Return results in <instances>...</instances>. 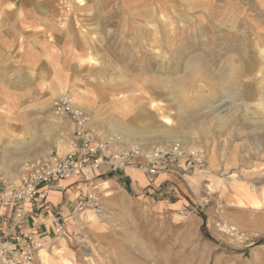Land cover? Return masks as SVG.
Wrapping results in <instances>:
<instances>
[{
	"label": "rangeland",
	"instance_id": "obj_1",
	"mask_svg": "<svg viewBox=\"0 0 264 264\" xmlns=\"http://www.w3.org/2000/svg\"><path fill=\"white\" fill-rule=\"evenodd\" d=\"M26 1L0 0V70L12 75L28 56L41 62L39 81L34 71L31 82L25 76L16 84L20 109L40 114L31 122L41 156L69 150L70 122L41 117L68 92L79 93L76 105L102 136L116 135L111 124L151 122L167 134L168 118L181 132L176 139L154 135L137 147L177 144L201 159L185 180L177 177L181 206L149 202L105 176L95 178L37 264H264V110L257 107L264 105V9L254 7L264 0H32L22 7ZM224 16L225 24L246 16L254 28L239 27L230 50L224 47L235 36L229 23H219ZM248 60L252 67L227 88L222 74L229 61ZM52 139L54 146L45 147ZM120 142L119 149L135 146Z\"/></svg>",
	"mask_w": 264,
	"mask_h": 264
},
{
	"label": "built area",
	"instance_id": "obj_2",
	"mask_svg": "<svg viewBox=\"0 0 264 264\" xmlns=\"http://www.w3.org/2000/svg\"><path fill=\"white\" fill-rule=\"evenodd\" d=\"M50 109L54 116L66 118L71 124L69 150L64 155L50 153L24 163L16 182L0 177V221L7 224V232L0 231V264H37L45 243L23 226L27 208L44 204L43 188L72 179L92 182L105 175L100 172L102 167L111 171L132 168L150 179L169 173L185 180L190 167L201 162L197 152L184 151L179 145L148 151L139 147L119 149L116 136H102L91 126L87 114L68 92L53 99ZM52 223L55 234H63L64 226L55 219Z\"/></svg>",
	"mask_w": 264,
	"mask_h": 264
},
{
	"label": "crops",
	"instance_id": "obj_3",
	"mask_svg": "<svg viewBox=\"0 0 264 264\" xmlns=\"http://www.w3.org/2000/svg\"><path fill=\"white\" fill-rule=\"evenodd\" d=\"M40 63L37 57L34 60L33 56H28L14 74H5L0 70V84L11 83L10 87L7 86L5 90L0 87V92L12 94L6 99L0 97V177L7 180L20 173L24 163L48 155L41 156L40 151L36 148L39 145V138L33 135L34 126L31 118L33 115L36 118L40 117L39 112L30 116L29 112L34 108L23 107L20 109L23 105V98L19 99L22 101L16 102V97L20 98L21 92H23L22 89L17 88L16 84L23 83L25 76L27 81L31 82V74L34 71L37 73L35 81H39ZM31 93L34 95V88L31 89ZM4 108L6 110H3ZM52 115L49 107V110L42 113L41 117ZM44 146L53 147L54 140L44 143ZM100 172L104 173L103 176L108 178L110 182L122 185L138 198L149 202L181 206L182 185L179 179L172 174L163 173L150 179L132 168L111 171L102 167ZM90 184V181L82 178L61 181L43 188L45 191L44 204L27 208L23 227L40 238L45 244L56 240L58 235L55 234L52 220L55 219L65 228ZM0 231L2 233L7 232L5 221H0Z\"/></svg>",
	"mask_w": 264,
	"mask_h": 264
},
{
	"label": "bare ground",
	"instance_id": "obj_4",
	"mask_svg": "<svg viewBox=\"0 0 264 264\" xmlns=\"http://www.w3.org/2000/svg\"><path fill=\"white\" fill-rule=\"evenodd\" d=\"M80 2H82L81 0H79ZM22 3V7L24 6V7H26V6H28V4H32L33 3V1L32 0H28V1H26V2H21ZM33 5H31V7H32ZM254 7H256L257 9H259V8H263L264 9V2H261V1H257L256 2V5H254ZM33 8V7H32ZM41 9V8H40ZM39 11V10H38ZM37 11V12H38ZM40 12V11H39ZM11 13H14V12H11ZM10 14V13H9ZM259 15H261L260 13H259ZM225 19H226V17L224 16V17H222L221 19H220V21H219V23H221V25H226L227 23H229V29H230V31H231V33H234V38H232V39H230V41L228 40V42L226 43V46L224 47L225 49H227V50H230V49H233L234 48V45H235V43H236V41H237V37H236V35H235V33L236 32H238L239 31V27L240 28H242L243 29V31H245V30H252V29H254L250 24H248V22H247V18H246V16H244L243 18H241V19H238L236 16H230L229 17V20L226 22V24H225ZM187 21V20H186ZM163 27V26H162ZM209 27V26H208ZM204 28V27H203ZM202 28V29H203ZM257 28V27H256ZM247 33V32H246ZM239 36V35H238ZM244 36V35H243ZM244 39V38H243ZM254 39V38H253ZM255 39H256V37H255ZM254 39V40H255ZM219 40V39H218ZM262 40V39H261ZM258 42V41H257ZM261 42V41H260ZM131 43V42H130ZM264 43V42H263ZM96 44V43H95ZM251 45V44H250ZM263 45V44H262ZM223 46V45H222ZM253 46V45H252ZM258 47V46H257ZM256 47V48H257ZM192 48V47H191ZM222 48V47H221ZM190 49V48H189ZM254 51H255V49H254ZM261 51H263L262 49H261ZM248 52V54L250 53L249 51H247ZM255 52H257V51H255ZM264 52V51H263ZM262 52V53H263ZM217 54V53H216ZM221 54V53H220ZM246 54V53H245ZM259 54V53H258ZM257 54V55H258ZM261 55V54H260ZM259 56V55H258ZM262 56V55H261ZM249 57V56H248ZM198 59V58H197ZM212 59H214V58H212ZM248 59V58H247ZM252 60V59H251ZM251 60H250V62H249V60L248 61H244V63H242V65H240V66H235V65H233V63L232 62H230L229 61V63L227 64V69H226V71L222 74V75H224V74H226L227 73V75L224 77L225 78V85L227 86V88H231L232 86H234V85H237L236 83H237V81H236V79H237V77H239L240 75H241V73L243 74V73H245V72H247V70L249 69V68H251L252 67V62H251ZM90 62L91 63H93L94 62V60L93 59H90ZM181 63V62H180ZM221 64V63H220ZM180 66V65H179ZM203 65L202 64H198L197 65V68H200V67H202ZM219 66V65H218ZM135 67V66H134ZM147 67V66H146ZM186 67V66H185ZM188 67V66H187ZM192 67V66H191ZM214 67V66H213ZM257 67H259V66H257ZM261 67V66H260ZM196 68V69H197ZM179 69V68H178ZM208 69V68H207ZM102 70V69H101ZM99 71V70H98ZM197 72H199L200 71V69H197L196 70ZM251 71V70H250ZM246 74V73H245ZM248 74V73H247ZM250 74V73H249ZM248 74V75H249ZM169 75V74H168ZM211 76V75H210ZM2 77V76H1ZM219 79V78H218ZM170 81V80H169ZM242 81V80H241ZM164 85H167V82L166 83H164ZM248 85V84H247ZM192 87V86H191ZM216 87V86H215ZM223 87V86H222ZM248 87V86H247ZM233 88V87H232ZM253 88V87H252ZM254 89V88H253ZM263 89V88H262ZM244 90V89H243ZM247 90V89H246ZM212 91V90H211ZM221 91V90H220ZM238 91V90H237ZM253 91L254 90H252L251 88L249 89V90H247V92H248V95H251L252 94V96H250V97H253ZM214 92V91H213ZM50 93L54 96V97H57V96H59L60 94H59V92H56L55 90H53L52 88H51V90H50ZM65 93V92H64ZM240 93V92H239ZM256 93V92H255ZM227 94H229V93H227ZM227 94H225L226 96H227ZM76 96H74L73 97V95H72V97H73V101H74V103L75 104H77V103H79L80 104V99H79V93H76L75 94ZM255 96V95H254ZM165 97V96H164ZM168 97V96H167ZM232 97H233V95H232ZM248 97V96H247ZM228 98V97H227ZM255 98V97H254ZM165 99H166V97H165ZM230 99V98H229ZM236 99V98H235ZM237 99H239V98H237ZM236 99V100H237ZM223 100V99H222ZM227 100V99H226ZM234 100V99H233ZM249 100V99H248ZM82 101V100H81ZM242 101V100H241ZM247 101V100H246ZM77 102V103H76ZM236 102V101H235ZM249 105V104H248ZM246 105H244V107H245ZM247 107V106H246ZM257 107L258 108H260V109H263L264 110V105L262 104V103H259L258 105H257ZM80 108V107H79ZM208 108V107H207ZM238 111V110H237ZM263 113V112H262ZM150 115V114H149ZM221 117V116H220ZM225 117V116H224ZM219 119V118H218ZM225 119V118H224ZM116 120V119H115ZM152 120V119H151ZM112 121V120H111ZM114 121V120H113ZM217 123V122H216ZM164 124H166V125H171V121H170V119H164ZM247 124V123H246ZM115 125V124H114ZM154 125H157V124H154V122L152 123L151 122V125L150 126H146L144 123L142 124V125H140V126H138V127H135V125L133 126V127H122V128H117V127H115V126H113L112 124L108 127L109 128V130L112 132V133H115L116 135V139H117V142L119 143V145L121 144V142H120V139H122L123 137L125 138V140H127V141H130V140H132L133 142H131L132 143V145H135V146H133V147H137V142L140 140V141H142V140H145V139H149V138H152V136L154 137V135H162L163 134V131H162V133L160 132V130H161V128L160 129H155V127H154ZM182 125V123L180 124V126ZM168 126V129H166V130H168V132H170V133H165V134H163V135H166V137L169 139V138H171V139H176L177 137H178V135H180L181 134V132H179L178 130H176L175 128H170ZM210 126V125H209ZM121 127V126H120ZM158 127V126H157ZM164 128H165V126H164ZM163 129V128H162ZM225 133V132H224ZM223 133V134H224ZM213 134V133H212ZM183 135V134H182ZM119 136V137H118ZM235 137V136H234ZM156 138V137H155ZM250 138V137H249ZM153 139V138H152ZM162 139V138H161ZM166 140V139H165ZM186 140V139H185ZM175 141V140H174ZM171 143V142H170ZM184 143V142H183ZM230 143V142H229ZM175 145H177V144H175ZM174 145V146H175ZM174 146H171L170 147V149H172ZM162 148L161 147H159V148H157V150H161ZM190 149H193V148H190ZM68 151V148L66 149H64V150H62V152H67ZM2 171V170H1ZM16 182V181H15ZM102 186H104V187H108V182H103L102 184H101ZM44 249V248H43ZM43 249H41L40 251H42ZM39 251V252H40ZM49 260V259H48Z\"/></svg>",
	"mask_w": 264,
	"mask_h": 264
},
{
	"label": "trees",
	"instance_id": "obj_5",
	"mask_svg": "<svg viewBox=\"0 0 264 264\" xmlns=\"http://www.w3.org/2000/svg\"><path fill=\"white\" fill-rule=\"evenodd\" d=\"M202 231L204 232L205 231V225L203 224L202 226ZM207 237V236H206ZM259 243H264V240H261Z\"/></svg>",
	"mask_w": 264,
	"mask_h": 264
}]
</instances>
